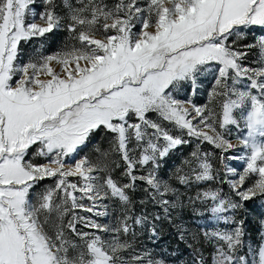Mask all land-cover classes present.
Instances as JSON below:
<instances>
[{"label": "snow or ice", "instance_id": "obj_1", "mask_svg": "<svg viewBox=\"0 0 264 264\" xmlns=\"http://www.w3.org/2000/svg\"><path fill=\"white\" fill-rule=\"evenodd\" d=\"M61 29L71 43L23 58L24 44ZM254 29L264 33V0H0V264H165L134 243L136 226L158 238L161 217L130 215V192L146 184L147 200L171 219L168 197L179 194L157 175L160 161L193 141L180 184L221 175L200 149L207 143L230 189L195 196L234 225L203 233L211 264H264V234L246 242L235 217L264 197V34L243 43ZM208 76V103L181 98ZM101 130L109 147L81 155ZM107 200L123 208L111 226L96 219L108 216ZM193 251L192 264H207Z\"/></svg>", "mask_w": 264, "mask_h": 264}, {"label": "rangeland", "instance_id": "obj_2", "mask_svg": "<svg viewBox=\"0 0 264 264\" xmlns=\"http://www.w3.org/2000/svg\"><path fill=\"white\" fill-rule=\"evenodd\" d=\"M37 2H39V0H37ZM261 34H264V33H262L259 29H254L253 31L247 32L243 43H248V44L253 43L254 40ZM52 35H54V38L52 40V43L49 45L48 51H45L43 49L44 47H46L50 35H48L44 39H37V40L31 41L30 43L24 44L23 45V52H24L23 58L27 60L28 58L33 57L37 52H43L44 54H51V53L61 50L65 46L66 43H71L66 30L61 29L60 31L54 32ZM258 58H259V52L258 50L254 49L251 55L249 56V60H256ZM211 86H212L211 76H208L207 78H202L198 81L197 90L195 94H193L189 89L185 88L181 92V98H184L185 96H190L195 103L199 105H203L209 102L208 93H209V90L211 89ZM210 106L216 107V105H210ZM151 118L156 119L155 114H153ZM165 126L171 128V126L168 125L167 122H165ZM231 131L233 132V134H235L236 129L233 127ZM110 139L111 137L105 134L103 130H101V132L95 137L94 142L90 144L88 148H86L84 152L81 153V155L87 154V155L94 157V149L97 146L100 147L102 150L107 149L109 147ZM233 142H235V135H233ZM195 147H196L195 141L190 143V146L187 149L188 158L190 157V153L195 149ZM200 149L202 152L210 154V162L213 164L214 170L218 171L220 174L222 172L223 173L225 172V169L220 164V160H219L220 153L218 150H214L213 146L207 143L200 145ZM227 155L229 157H232V156L238 155V153L229 152ZM188 158L186 156L181 157L180 151L175 149L171 151L167 157H165L163 160L160 161V168L157 172V175L159 176L160 179L167 181L173 188H175L179 195L178 197L172 196V195L168 197L170 200L177 201L176 207L173 209H170L171 219L166 218L164 216L163 209L160 208L159 206L157 207H159L160 209L159 214L162 217V221H164L165 226L168 227L167 229L171 233H174L175 236H177L176 238H180L181 234L183 233L184 235L183 241L185 242V244L194 246L198 244V241H200V243H202L203 245L199 244V247H202L204 246V242L206 238H202L200 240V237L204 236L203 232L201 235L196 234L190 228V225L187 222V219L185 218V211H184L185 210V207H184L185 197H183L182 195L183 190L179 186V183H178L179 180L177 178L178 175H180V173L182 174V172L187 171V166L184 164V161ZM41 162H44V161L41 160ZM117 162L121 163L122 165V162H120L118 158H117ZM224 163L228 164L230 167L236 168L238 171H242V168L244 165V162L238 159H228V160H225ZM120 172H121V169H116V171L113 173L114 178L119 177ZM230 178H234V177H230ZM222 179H223V176L221 174L220 176L217 177L216 180H213L211 182L214 188H218L219 185L224 184L221 182ZM51 183H52L51 180H45L43 184L41 185V188ZM225 185L227 186L226 183ZM146 187H147L146 185L145 186L141 185L140 187V191L142 192V195L144 196V200H147V193L144 191ZM39 190L40 189L38 188L37 191ZM223 192L225 194H228L225 191ZM85 203L87 204L89 202L85 201ZM104 203L108 205L109 214L107 217H100L96 219H98V221L101 224H107L110 226L114 225L115 222L121 217V213L123 209L118 207L117 200H107V201H104ZM238 210L235 212V217L239 221V216H238L239 211ZM79 214L83 216L91 215V214H86L83 211H81ZM246 218H247L248 223H253L252 234L254 235V239H253L254 242H252L253 244L252 243L251 244L258 245L261 242L262 234H264V224L261 223L262 221H264V212H262L260 215L254 216L250 211H248L246 212ZM233 227L234 225L231 226V228ZM193 235L196 236L195 240H193ZM129 239H131V237H129ZM153 239L154 237L151 236V232L148 230V228H145L144 230H139L138 226H136V237H135L134 243L136 244L138 250H148L149 251L150 242ZM192 242L194 244H192ZM206 249L210 252V255L207 260V264H211L212 253L215 250L214 245H211L210 247H206ZM149 252L151 253V251ZM151 255L154 259L162 260L161 258L154 256L152 253ZM165 264L167 263L165 262Z\"/></svg>", "mask_w": 264, "mask_h": 264}, {"label": "trees", "instance_id": "obj_3", "mask_svg": "<svg viewBox=\"0 0 264 264\" xmlns=\"http://www.w3.org/2000/svg\"><path fill=\"white\" fill-rule=\"evenodd\" d=\"M106 2H111V0H106ZM49 40L47 42L46 47H44L43 50L48 51L49 45L52 43V40L54 38V35L49 34ZM190 144H184L182 146H179L176 148L180 151L181 157H187V149L189 148ZM178 161V159H177ZM231 161V160H229ZM228 161V162H229ZM184 174V172H182ZM180 173V175H182ZM223 176V172L221 173ZM212 181H207L202 183L201 185L192 184L190 186H185L179 183V186L183 190V197H185V218L187 219V222L190 225V228L196 233V234H202V232H211L216 230H229L231 228V224H225L222 221L218 222L215 218V216L210 212V208L212 206V202H201L200 200H195V196L197 192H200L204 189L208 188H214V186L211 183ZM141 185H146L142 182H137V187L134 192H130V195L132 197L133 204L131 206V212L130 215H140L142 212L147 211L149 214V217L152 218L155 215H159L160 209L157 207V205L152 204L148 200H144V196L142 195V192L140 191ZM147 186V185H146ZM218 188L223 189V191L227 192L230 195V189L228 185L226 186L225 183L219 185ZM195 192V193H194ZM189 197H192V200H189ZM235 199V197H231ZM144 200L146 203L141 204L140 201ZM138 202V203H137ZM118 207L122 208V205L119 201H117ZM250 211L254 216L260 215L262 212H264V197H257L254 198L251 201L245 202L243 207H241L239 211V220L244 221V230H245V240L248 243L254 242V235L252 234V228L253 223H248L246 218V212ZM86 213V212H85ZM90 214V213H86ZM161 217V216H160ZM100 218V217H98ZM157 229H158V238L154 237V239L150 242V250L151 253L161 258L164 262L167 264H192L193 256H194V249H200V251L204 254L206 257V260H208V257L210 255V252L206 249V247H210L211 245H214L213 242L209 241L208 239L205 240L204 246L199 247V244L203 245L198 241L197 245H194L192 247H189L188 244H185L183 240L180 238H176L174 233H171L165 226L164 221H162V217L160 220L155 221ZM147 228L145 226L144 228H141L138 226L139 230H144ZM202 238H205L204 236L200 237V240ZM192 244H194L192 242ZM253 244V243H252Z\"/></svg>", "mask_w": 264, "mask_h": 264}]
</instances>
